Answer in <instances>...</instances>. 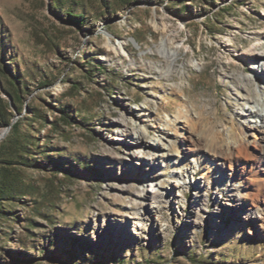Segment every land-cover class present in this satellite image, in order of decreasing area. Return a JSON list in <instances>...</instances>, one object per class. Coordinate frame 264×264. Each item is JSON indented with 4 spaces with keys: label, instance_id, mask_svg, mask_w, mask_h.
I'll return each instance as SVG.
<instances>
[{
    "label": "rangeland",
    "instance_id": "rangeland-1",
    "mask_svg": "<svg viewBox=\"0 0 264 264\" xmlns=\"http://www.w3.org/2000/svg\"><path fill=\"white\" fill-rule=\"evenodd\" d=\"M62 1L82 29L52 0H0V58L27 85L24 107L50 121L82 107L52 139L55 162L30 172L69 177L55 223L22 207L0 220L1 264H264V146L236 153L256 141L239 112L264 95V0ZM133 126L149 148L163 135L165 155L143 154Z\"/></svg>",
    "mask_w": 264,
    "mask_h": 264
},
{
    "label": "trees",
    "instance_id": "trees-1",
    "mask_svg": "<svg viewBox=\"0 0 264 264\" xmlns=\"http://www.w3.org/2000/svg\"><path fill=\"white\" fill-rule=\"evenodd\" d=\"M119 4L129 5L135 0H117ZM121 2V3H120ZM55 10L64 14V21L67 24L82 29L86 23L83 11H78L62 0H52ZM67 8V9H66ZM185 9H188L186 6ZM88 73L94 78L95 73L102 69V66L95 65L92 60L87 61ZM0 83L6 97L0 95V126L11 129L6 137L0 142V220L11 222L18 218V210L30 209L33 214L51 223L55 218V212L59 203L63 202V196L68 189V178L60 179L57 174H49L43 178L36 179L31 171L47 170L46 163H53L52 139L56 136H63L66 129L76 123L79 114H82V107L65 105L60 109V116L52 121L39 107L28 105L24 107L27 85L21 81L19 73L13 74L0 58ZM79 85V83H77ZM75 97L79 95V88L74 89ZM24 110L27 113L24 117L13 121L15 114L21 115ZM91 120L90 116L82 118L81 122ZM50 126L48 133L41 137L42 130ZM26 229L30 232L37 226L34 216L27 219ZM0 234H8L0 227ZM1 236V235H0ZM2 237H0L1 239ZM6 242L7 239H6ZM1 264V262H0ZM89 264H105L101 260H90Z\"/></svg>",
    "mask_w": 264,
    "mask_h": 264
},
{
    "label": "bare ground",
    "instance_id": "bare-ground-1",
    "mask_svg": "<svg viewBox=\"0 0 264 264\" xmlns=\"http://www.w3.org/2000/svg\"><path fill=\"white\" fill-rule=\"evenodd\" d=\"M119 49L120 50L124 49L123 43H119ZM164 52L165 51H162V54ZM259 56H262V60L264 61V54H260ZM173 62H174V60L171 59V64H173ZM261 93H263V92H259V91L256 92V96L258 97V101H257V99H252L250 96H249V98L248 97L244 98L243 106H242V108H240V112H239V116L241 118H243L245 121L244 125H243L244 129L242 130V133L243 134L250 133L256 137V141H254L253 144H251L249 141H244L241 144L238 143L239 146L236 147L237 155L245 157L247 160H251V159L255 158L254 152L252 149H254V148L257 149L258 147L264 146V95L262 94L263 99L261 100L260 99V97H262ZM135 110L139 111L137 108ZM136 111L134 113H135V115L138 116V114H136ZM132 130L135 132V134L138 135V138H139V142L136 145L138 146V148L141 149V151L143 150V152H144L143 154L150 155L149 159L155 160V162H156L157 158L159 157L158 155H163V156L165 155V153L163 151L166 150V144L163 141H167V140L163 135L162 136L161 135L160 136L155 135V137H153L152 140L154 142H157L156 143L157 146L155 148H153V147L149 148V147H147V144L145 143V137L147 134L146 131H144L141 128H138L137 126H133ZM183 138H185V137L183 136ZM195 143H197L195 141V139L191 138L190 143L188 145L186 144V146H187L186 150H189L191 152L193 150V148H195V146H196ZM152 145H155V143H152ZM159 152H161V154ZM143 157H145V156H143ZM192 162H195V160H193ZM248 163H250V162L247 161V164ZM254 164H255V166H257L259 164V162L255 161ZM220 175H223V173L222 174L220 173ZM158 181H159V179H158ZM172 182H174V181H172ZM185 183H187V181H185ZM152 191L153 190H151V192ZM156 192H157V190H155V193ZM239 194L240 193H234V194H232V196H234L236 200L237 199L239 200V199H241V196H239ZM232 205H233V203H232ZM253 209H254L253 206H251V207L249 206V207H247L245 213H247V215H253V214H255V211ZM241 210L242 209L239 207V212H238L239 215L242 214Z\"/></svg>",
    "mask_w": 264,
    "mask_h": 264
},
{
    "label": "water",
    "instance_id": "water-1",
    "mask_svg": "<svg viewBox=\"0 0 264 264\" xmlns=\"http://www.w3.org/2000/svg\"><path fill=\"white\" fill-rule=\"evenodd\" d=\"M13 121H16V120L14 119ZM10 129H11V125L5 129V132L3 133L1 140H3L6 137Z\"/></svg>",
    "mask_w": 264,
    "mask_h": 264
}]
</instances>
